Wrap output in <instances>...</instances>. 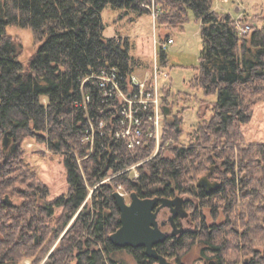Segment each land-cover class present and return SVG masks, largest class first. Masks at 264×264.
Listing matches in <instances>:
<instances>
[{
	"label": "trees",
	"instance_id": "1",
	"mask_svg": "<svg viewBox=\"0 0 264 264\" xmlns=\"http://www.w3.org/2000/svg\"><path fill=\"white\" fill-rule=\"evenodd\" d=\"M214 1L0 0V194L11 189L8 203L0 199V264H19L25 255L40 254V258L73 218L44 264H129L118 256L121 252L132 255L138 264L156 263L144 247H119L110 239L121 226L114 197L120 185L142 197L185 196V207L197 227L156 245L179 264H184L183 250L197 240L203 264H232L220 235L233 221L228 217L208 223L203 210L214 199H228L225 210L229 212L237 206L239 194L253 197L239 204L235 221H242L247 229L230 230L244 238L242 247L237 246L247 249L256 224L251 208L261 194L260 182L264 183V176L256 180L254 174L264 172V141L244 144L239 126L251 120L254 103L264 99V24L241 32V20L216 10ZM108 5L150 17L155 6L157 23L173 29L184 26L192 9L201 22L203 48L191 85L216 95L210 104L212 114L199 116L196 140L189 145L174 143L179 141L183 117L165 122L162 146L168 145L173 155L158 152L137 166L136 177L130 176L128 168L147 157L155 143L132 148L117 135L123 105L113 93L105 96L97 77L114 68L126 88L138 65L127 36L105 35L103 10ZM9 25L31 28L40 41L28 67L21 61L22 43L7 32ZM162 46L159 57L166 65L168 55ZM85 95L90 96L88 102ZM164 96L167 100V93ZM169 110L165 114L163 107L165 115ZM90 123L96 126L93 145L84 140L92 134ZM5 136L11 141L7 147ZM28 138L63 154L67 192L50 198L49 186L25 157ZM216 147L218 151L212 152ZM217 158L220 166L208 168ZM116 173L111 181H104ZM15 194L20 195V203L13 201ZM218 207L212 208L214 217ZM258 211L264 212V203ZM256 220V227L264 231V220ZM247 252L251 257H244L241 264H264V250L254 247Z\"/></svg>",
	"mask_w": 264,
	"mask_h": 264
},
{
	"label": "rangeland",
	"instance_id": "2",
	"mask_svg": "<svg viewBox=\"0 0 264 264\" xmlns=\"http://www.w3.org/2000/svg\"><path fill=\"white\" fill-rule=\"evenodd\" d=\"M214 8L222 12H230L236 19L241 20L242 25L251 27L263 26L264 24V0H215ZM157 10L155 6H152V15H137L133 11H127L122 7H113L108 5L103 10V19L106 24L105 35L106 36H127L130 39L131 54L135 62L138 63L135 71L130 74L131 77L138 79L139 81H147L150 83L156 77V68H158V85L162 99L160 100V125L157 134L154 136H147L145 134L144 143L153 141L155 143L153 151L141 160L139 163L131 165L128 170L131 177H136L139 174L137 166L146 160L151 159L158 152L164 155L172 156L173 153L169 150L168 145L162 146V131L163 125L166 121L172 120L174 117H183L182 132L178 142H174L177 146L189 145L191 142L196 140V133L198 131V124L200 122V115L210 117L212 114V108L210 107L211 101L216 99V95H207L201 87L196 84L191 85V81L195 77L198 68L200 66V54L203 48V39L201 35V22L196 17L194 11L189 9L188 20L185 22L183 27L173 29L165 24L159 25L157 23ZM247 28L248 30L250 28ZM247 30V31H248ZM7 32L12 35L19 43H22L21 61L28 67L31 59L36 53L40 41L36 40L34 32L31 28L21 27L16 25H9ZM169 38H173L174 42L167 43ZM163 45V46H162ZM161 46L165 49L168 55V62L166 65L160 61L159 49ZM167 93V100L164 94ZM85 101L88 102L87 95H85ZM120 100L127 99V95L124 93L119 94ZM205 100V101H204ZM164 105V106H163ZM166 109H170L167 115L163 113ZM149 122V121H148ZM101 123V122H100ZM92 134L87 135L84 140H90L93 145L95 141V129L94 123H90ZM100 129L104 125L99 126ZM239 130L243 137V143H256L264 141V99L256 101L253 105V115L249 122L241 124ZM129 146L137 148L142 146L144 143L131 145V140L125 138ZM137 139V138H136ZM11 141L9 140V144ZM168 144V143H167ZM25 157L30 163L31 167L38 172V176L49 186L50 198H54L64 192H67L69 183L67 179V169L63 160V154L59 152L51 151L45 143L37 142L33 138H28L24 141ZM219 148H212V152H217ZM236 152V151H235ZM238 154V152L236 153ZM217 162L208 163V168L211 165L219 167L221 164L220 159L217 158ZM248 159V158H247ZM201 171L200 176L206 174ZM217 173V172H216ZM116 174H109L104 181H111ZM202 174V175H201ZM256 180H261L264 176V172H255ZM199 176V177H200ZM217 177V174H214ZM212 181V180H210ZM260 195L257 196L256 202H253L252 213L255 215V227L252 228L251 233H254L253 239L248 238L249 246L247 249H241L245 243L244 238L237 237L235 233L231 234L230 230L235 226L239 231L247 229L248 226H242V221L236 223V218L241 210L239 204L248 202L253 197L245 199L242 195H238V203L235 209L226 212L225 207L227 199L219 200L214 199L210 202L209 206L204 207V212L207 215V222H224L228 217L231 222L224 229L225 234L221 233L220 237L224 238L227 247L226 254L228 259L231 260L232 264H241L242 259L246 256H250L247 251H251L254 247L257 249L264 250V231L259 227H256L257 220H264V212L260 213L259 207L264 203V183L260 182L258 186ZM94 187H90V193L88 199L92 197ZM125 187L120 185L118 191L122 192L127 201L129 202L130 193L125 191ZM11 189H6V192L0 194V199H6V195H10ZM15 203H20L22 199L19 194H15L12 197ZM219 213L216 217L211 215L212 208H217ZM61 213V209L57 210V215ZM170 215V211L167 208L161 210L159 219L160 221L165 220ZM183 218L185 229H195L197 225L190 219ZM234 219V220H233ZM74 218L72 219V221ZM72 221L70 224H72ZM69 224V225H70ZM66 229L56 238L48 248V251L41 254L25 255L19 260V264H44L49 254L59 245L62 236L66 233L69 228ZM165 230H172L171 225L164 227ZM249 234V235H250ZM236 236V237H235ZM251 236V235H250ZM249 236V237H250ZM240 244V247L237 246ZM251 253V252H250ZM119 257L125 258L129 264H138L132 255L121 252ZM201 256V244L197 240L193 244H189L182 252V262L184 264H203L200 260ZM38 258V259H37ZM171 261L179 264L178 261L173 257L169 258ZM158 264V262L154 263Z\"/></svg>",
	"mask_w": 264,
	"mask_h": 264
},
{
	"label": "water",
	"instance_id": "3",
	"mask_svg": "<svg viewBox=\"0 0 264 264\" xmlns=\"http://www.w3.org/2000/svg\"><path fill=\"white\" fill-rule=\"evenodd\" d=\"M3 143L5 147L9 145L7 136ZM114 197L121 212V226L110 235L111 241L119 247H144L146 255L154 258L158 264H176L160 253L156 245L185 230L183 218L189 217L185 196L142 197L137 191H132L128 202L125 195L117 190ZM5 202L8 203L7 196ZM164 208L169 209L170 215L160 221L159 215ZM178 216L182 219L179 223L176 220ZM167 223L171 225V231L163 228Z\"/></svg>",
	"mask_w": 264,
	"mask_h": 264
},
{
	"label": "built area",
	"instance_id": "4",
	"mask_svg": "<svg viewBox=\"0 0 264 264\" xmlns=\"http://www.w3.org/2000/svg\"><path fill=\"white\" fill-rule=\"evenodd\" d=\"M238 27L241 32H246L249 26L247 25L246 27L239 23ZM172 42H174L173 38H169L167 41V43ZM116 71L114 68L111 70V73L104 70L97 77L100 78L102 86L105 87V96L113 93L119 103L123 105L122 109H120L121 126L120 130L117 131V135L119 137L129 138L133 146L136 145V142L138 144L144 143L145 134L147 136L156 135L160 125L159 106L162 95L158 85V68H156L155 79L150 83H147V81H139L129 75L126 88L120 85V80L116 77ZM121 92L127 95V99L120 100L119 94ZM87 98L89 101L90 96L87 95ZM100 125H104V121H101Z\"/></svg>",
	"mask_w": 264,
	"mask_h": 264
},
{
	"label": "flooded vegetation",
	"instance_id": "5",
	"mask_svg": "<svg viewBox=\"0 0 264 264\" xmlns=\"http://www.w3.org/2000/svg\"><path fill=\"white\" fill-rule=\"evenodd\" d=\"M167 209H168V208H167ZM186 219H188V218H186ZM165 220H166V219H165ZM176 220H177L178 223L182 221V219H181L179 216L176 218ZM183 224H184V222H183ZM168 225H170V224L167 223V225L163 226V228H164V227H168ZM167 230H168V229H167ZM168 231H169V230H168Z\"/></svg>",
	"mask_w": 264,
	"mask_h": 264
}]
</instances>
